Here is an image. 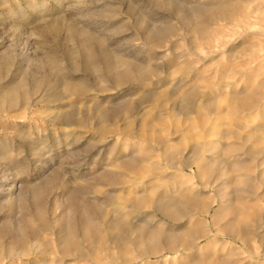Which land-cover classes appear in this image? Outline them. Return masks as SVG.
<instances>
[{
  "label": "rangeland",
  "instance_id": "rangeland-1",
  "mask_svg": "<svg viewBox=\"0 0 264 264\" xmlns=\"http://www.w3.org/2000/svg\"><path fill=\"white\" fill-rule=\"evenodd\" d=\"M109 263L264 264V0H0V264Z\"/></svg>",
  "mask_w": 264,
  "mask_h": 264
},
{
  "label": "bare ground",
  "instance_id": "bare-ground-1",
  "mask_svg": "<svg viewBox=\"0 0 264 264\" xmlns=\"http://www.w3.org/2000/svg\"><path fill=\"white\" fill-rule=\"evenodd\" d=\"M201 7H202V5H201ZM202 8H203V7H202ZM210 9H211V7H210ZM222 9H224V8H222ZM203 10H209V9H207V8H203ZM224 11H225V10H224ZM212 14H213V13H212ZM220 16H221V14H220ZM212 20H213V19H212ZM206 24H207V23H206ZM183 105H184V104H183ZM185 105H186V104H185ZM181 107H182V106H181ZM187 109H188V107H187ZM70 118H71V116H70ZM64 120H65V119H64ZM62 121H63V120H62ZM62 123H63V122H62ZM68 124L70 125L69 122H68ZM131 160H132V158H131ZM133 164H134V163H133ZM134 165H135V164H134ZM136 166H137V165H136ZM136 166H134V167L137 168ZM135 168H134V169H135ZM102 175H104V174H102ZM102 175H101V176H102ZM194 198H195V197H194ZM173 200H174V199H173ZM195 201H197V200H195ZM94 203H95V202H94ZM157 203H158V202H157ZM86 204H87V203H86ZM88 204H89V203H88ZM165 204H166V203H165ZM179 204H180V203H179ZM198 204H199V202H198ZM72 205H73V204H72ZM92 205H95V204H92ZM157 205H159V204H157ZM160 205H161V204H160ZM160 205H159V206H160ZM167 205H168V204H167ZM171 205L173 206V204H171ZM174 205H175V203H174ZM78 206H81L83 209H85V208H86L85 206H87V205L79 204ZM168 206H169V205H168ZM172 206H170V207L172 208ZM194 206H195V205H194ZM75 207H76V206H75ZM75 207H74V208H75ZM84 207H85V208H84ZM89 207H90V206H89ZM89 207H88V208H89ZM97 207H98V206H97ZM170 207H169V208H170ZM72 208H73V206H72ZM72 208H71V209H72ZM124 208H126V207H124ZM161 208H162V206H161ZM167 208H168V207H167ZM75 209H76V208H75ZM80 209H81V208H80ZM72 210H74V209H72ZM155 210H156V209H155ZM165 210H167V209H165ZM172 210H173V209H172ZM174 210H175V209H174ZM72 212H73V211H72ZM74 212H75V210H74ZM140 212H141V211H140ZM162 212L164 213V210H163ZM173 212H174V211H173ZM75 213H76V212H75ZM81 213H83V212H81ZM137 213H138V212H137ZM78 214H79V213H78ZM169 214H170V213H169ZM79 217H80V216H79ZM146 217L149 218V219H152L154 216H149V215H148V216H146ZM80 218H81V217H80ZM85 218H86V217H85ZM88 218H90V217H88ZM142 218H143V217H142ZM142 220H143V219H142ZM156 220H157V219H156ZM82 222H83V221H82ZM82 222H81V223H82ZM125 222H126V221H125ZM125 222H124V223H125ZM149 222H150V221H149ZM84 223H85V222H84ZM116 224H117V223H116ZM150 224H151V223H150ZM113 225H114V224H113ZM144 225H145V224H144ZM111 226H112V225H111ZM120 226H121V225H120ZM139 226H140V223H139ZM90 227H91V226H90ZM157 227H160V226H157ZM231 227H232V226H230V228H231ZM114 228H115V227H114ZM146 228H147V227H146ZM169 228L171 229V226H170ZM193 228H194V227H193ZM142 229H144V228H142ZM153 229H154V228H153ZM195 229H196V228H195ZM225 229H226V228H225ZM225 229H224V230H225ZM144 230H145V229H144ZM227 230H228V226H227ZM249 231H251V230H249ZM62 232H63V231H62ZM84 232H85V231H84ZM155 232H156V231H155ZM226 232H227V231H226ZM232 232H233V231H232ZM245 232H247V230H245ZM245 232H244V233H245ZM86 233H87V231H86ZM90 233H91V232H90ZM90 233H89V234H90ZM244 233H243V234H244ZM190 234L193 236V235H195V232L192 231ZM246 234H247V233H246ZM61 235H62V233H61ZM248 235H249V234H248ZM70 236H71V235H70ZM167 236H168V235H167ZM175 237H176V236H175ZM238 237H239V236H238ZM245 237H247V236H245ZM245 237H244V238H245ZM249 237H250V236H249ZM64 238H65V237H64ZM86 238H87V237H86ZM153 238H154V237H153ZM242 239H243V238H242ZM173 240H174V239H173ZM194 240H195V239H194ZM170 241H171V240H170ZM244 241H245V240H244ZM69 242H70V241H69ZM148 242H149V241H148ZM148 242H147V243H148ZM152 242H153V241H152ZM174 242H175V241H174ZM75 243H76V242H75ZM244 243L246 244V242H244ZM155 244H156V243H155ZM167 245H168V244H167ZM171 245H172V244H171ZM183 245H184V244H183ZM249 245H250V244H249ZM156 246H158V243H157L156 245L151 244L150 247H149V249H148V251H147L148 254H147V253H146V254H147V255H150V254L153 252V249L157 248ZM181 246H182V245H181ZM158 247H159V246H158ZM169 247H170V246H169ZM172 247H173V245H172ZM161 248H162V247H161ZM167 248H168V247H167ZM143 250H145V249H143ZM157 250H158V248H157ZM145 251H146V250H145ZM187 251H188V250H187ZM187 251H186V252H187ZM194 251H195V250H194ZM229 251H230V250H229ZM162 252H163V251H162ZM190 252H191V251H190ZM160 253H161V252H160ZM152 254H153V253H152ZM160 256H161V255H160ZM194 256H195V255H194ZM120 257H121V256H120ZM140 257H141V255H140ZM149 257H151V256H149ZM195 258H196V257H195ZM125 259H126V258H125ZM127 259H128V258H127ZM129 260H130V259H129ZM144 260H145V259H144ZM107 261H108V260H107ZM116 261H117V260H116ZM184 261H185V260H184ZM234 263H235V262H234ZM109 264H110V263H109ZM128 264H129V263H128Z\"/></svg>",
  "mask_w": 264,
  "mask_h": 264
}]
</instances>
